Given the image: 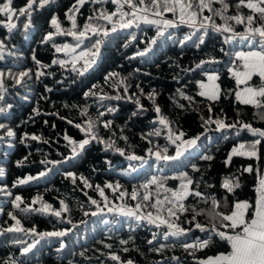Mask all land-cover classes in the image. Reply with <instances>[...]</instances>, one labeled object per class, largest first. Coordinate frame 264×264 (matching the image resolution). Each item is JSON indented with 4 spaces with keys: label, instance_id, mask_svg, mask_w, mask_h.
Segmentation results:
<instances>
[{
    "label": "trees",
    "instance_id": "16d2710c",
    "mask_svg": "<svg viewBox=\"0 0 264 264\" xmlns=\"http://www.w3.org/2000/svg\"><path fill=\"white\" fill-rule=\"evenodd\" d=\"M74 2L75 0H53L43 9L34 11L32 27L27 32L23 29V23L27 22L24 17H21L20 21H14L18 23V28L12 33H8L6 28L0 26V40H3L7 49L14 53L9 55L5 52V58L0 60V69H12L14 72L32 69L35 73L37 66L33 56L42 64L51 65L43 69L48 74L39 80H36L33 75V78L28 81V88H14L11 80L6 81L8 91L5 100L0 102V106L11 104L12 107L0 114V123L11 128L15 132V137L0 140V168L4 170V175L0 176V187L6 186L13 195L7 197L0 193V227H7L14 223L8 216L9 212H13L25 228L35 226L40 232L72 230L69 235L62 238L66 247L61 252H57L60 247L59 239L46 238L33 250L32 254H29L28 264H68V260H73L74 264H117L109 258L110 252L118 254L122 261L131 259L134 264H176L170 259L173 256L180 258V264H195L193 257L180 247V241L192 243L197 237L203 238L204 233L194 230L179 240L170 237L167 241L158 236L159 243L154 241L153 245H149L148 240L152 239L153 232L161 233L163 229H157L146 221L137 222L134 218L108 212L96 186L104 187L107 183L114 185L119 183L121 188L116 192L105 188L108 206H119L125 203L134 206L140 200H131L132 189L134 187L139 189V186L150 180L152 176L172 177L178 175L181 170L188 171L195 179H199L203 174V179L215 187L206 189L202 185L201 191H210L217 194L218 198H222L223 178L236 174L240 178L241 185L236 189V195L241 200L254 199L257 171L263 173L264 170V148L260 149L259 159L233 156L230 163L226 164L225 161L234 146L250 142L254 137L247 131H242L239 135H236L234 130L217 131L214 124L209 125L206 131L202 127L201 120L202 116L207 118L210 115L207 105L212 103L211 115L214 117L222 116L226 123L241 119L254 127L264 129V121L254 119L256 110L252 106L240 105L236 102L234 92L231 91L235 88V81L227 72L230 57L219 51L221 47L226 52L248 51L249 46L247 42L224 44L223 35L213 31H209L205 37V43L200 48L194 47L191 41L181 46L178 40L192 31L186 26H181L179 29H169L165 37L158 38L157 43L151 45V51L147 55L137 56L136 53L148 47V42L156 36L155 26L141 23L138 28L111 34L101 49L98 62L81 77L71 71H65L59 65H52L53 59H68L64 53H55L52 43L55 42L57 45L75 43L72 37L55 36L54 41L41 43L47 32L54 31L50 27L52 16H58L63 22V27H70V22L65 19V12ZM235 2L236 0H232V3ZM25 3L26 0H13L14 7L23 6ZM100 7L99 4L86 3L77 16L78 24L82 26L87 17L92 14L93 9ZM103 7L109 11L115 10V5L110 2ZM234 11L235 9H230V13ZM244 11L247 12V9ZM167 15L171 18L170 13ZM216 22H221L218 17ZM237 30L242 31L243 26H237ZM169 32L172 33L170 39L167 38ZM130 33L135 34V40H132ZM85 44H88V41H85ZM209 57H215L221 61L210 66L220 75L218 83L222 94L215 102L197 95L199 89L196 81L206 80L200 70L184 71V69L194 68L201 59ZM110 72H116L119 75L105 81V77ZM122 78L123 83L120 82ZM93 85H97V88L93 89L96 95L85 98L84 92ZM125 86L128 89L127 93L124 92ZM181 91L185 96L193 97V101L184 99L180 95ZM105 96H121L122 98L105 99L103 98ZM137 101L139 105H143V111H138ZM156 106L161 108V114L171 122L174 130L183 131L186 134V139L204 133L198 142L201 145L200 150L191 155V163L196 164L201 172L192 173L190 167L183 168L182 164L158 162L154 159H149L147 164L141 166L140 162H129L114 149L105 150L103 143L95 141L90 143L79 156L65 163L56 166L41 163L43 160L61 161L71 155L70 148L66 146L65 135L77 141L83 138V133L67 121L83 123L88 118L95 120L98 112L106 111L108 107H113L116 111L106 112L102 119L111 120L113 124L111 130H106L100 125V136L105 140L111 137L116 141V145L125 149L127 153L134 152L145 156L146 149L153 147V144L142 139V134H147L154 127H160L153 123L157 119L154 111ZM85 108L87 116L82 117L80 112ZM35 109H38L39 114L34 111ZM133 112L138 114L132 116ZM0 134L3 132L0 131ZM32 135L40 139L32 140ZM121 137H127V140ZM165 137L166 132H162L160 137L150 139L154 144L163 146L167 144ZM22 138L23 142H21ZM168 147L169 154H174V146L169 144ZM201 153L211 155L213 159L201 160L198 158ZM187 162L186 159L185 163ZM130 163L135 165L137 169L135 172L129 168ZM249 165L254 169L252 173L243 171ZM49 168L51 171L45 177L13 187L18 179L37 176L41 171ZM68 172L76 174L78 179L75 184L66 177ZM81 176L86 178L92 187L83 184L79 179ZM179 183V180L168 179L166 187L177 188ZM150 189L155 197V186H150ZM120 191H126L128 195L117 199ZM139 191L142 197L143 189ZM15 195L23 198L24 204L21 207L30 204L31 200L39 195L54 209H60V200H63L69 210L62 213L61 218L36 212L26 214L13 208L11 200ZM90 198L97 200L100 208L103 209V212L97 216L91 215V212L97 211V206L91 204ZM228 199L231 201L233 197L229 195ZM189 202H192V198H189ZM34 207H39V204ZM200 207L205 205L201 204ZM85 212L89 215H84ZM187 219H190L189 214L181 216L182 226L185 228L190 227L189 224L184 223ZM69 220L71 224L68 223ZM198 220L201 223H207L203 216L198 217ZM12 238L13 234L0 236V261L8 257L25 259L20 256V246L10 242ZM120 240H128L129 243L121 245ZM105 244L112 245V248H106ZM159 244H168L170 247L162 252L150 250L158 247ZM124 247H127L129 251L124 252L122 250ZM220 251H224L222 242L197 251L195 255L203 259L214 256ZM81 252L85 255H79Z\"/></svg>",
    "mask_w": 264,
    "mask_h": 264
},
{
    "label": "snow or ice",
    "instance_id": "6c2138e0",
    "mask_svg": "<svg viewBox=\"0 0 264 264\" xmlns=\"http://www.w3.org/2000/svg\"><path fill=\"white\" fill-rule=\"evenodd\" d=\"M52 2L53 0H26L23 6L14 7L13 0H0V26L6 28L8 33H12L13 30L18 28V23L14 21H20V18L24 17L27 22L23 23V29L27 32L32 27L33 12L43 9ZM109 2L115 5V10L109 11L103 7ZM86 3L99 4L101 7L94 8L92 14L87 17L81 26L77 22V16ZM230 9H235V11L230 13ZM244 9H247V12ZM205 12L209 14L205 15ZM169 13L171 18L167 15ZM217 17L221 21L220 23L216 22ZM65 19L70 22V27H63V22L59 17L56 15L52 16L50 27L54 31L47 32L41 43L54 41L55 36L72 37L75 43H64L63 45L52 43L55 53H64L66 57H70V59H53L52 65H59L65 71H71L81 77L98 62L101 49L111 34L130 30L134 27L138 28L141 23L155 26L156 36L148 42V47L136 53L137 56L147 55L151 51V45H155L158 38L165 37V33L169 29H179L181 26H186L192 30L178 40L181 46L191 41L194 47L200 48L205 43V37L209 31L222 34L224 44L247 42L248 51L226 52L223 47L219 51L230 57L227 72L230 78L235 81V88L231 91L234 92L236 102L240 105L252 106L256 110L254 119L264 121V0H236L235 3H232V0H75L65 12ZM237 26H243V30L238 31ZM130 34L132 40H135V34ZM167 38H172V33L169 32ZM85 41H88V44H85ZM125 47H127V44H125ZM78 49H80L79 52L77 51ZM5 52L9 55H14L11 50L7 49L4 41L0 40V60L5 58ZM33 61L37 66L35 73H33L32 69L15 72L12 69H0V102L5 100V95L8 91L6 81L11 80L14 88H28V81L33 78V75L36 80H39L42 76L48 74L43 69L49 68L51 65L42 64L35 56H33ZM218 63H221V61L215 57H209L208 59H201L195 64L194 68L184 69L186 72L200 70L201 75L206 80L196 81L199 89L197 95L212 102L218 101L222 94L221 86L217 83L220 80V75L210 67ZM118 75L116 72H110L105 77V81ZM120 82H124L123 78ZM95 88H97V85H93L92 88L85 91L84 97L95 96L96 92L93 91ZM127 91V86H125L124 92L127 93ZM224 94L227 95V93ZM180 95L190 102L194 99L191 96H185L182 91ZM103 98L119 100L122 97L105 96ZM25 99H27V96H25ZM137 104L139 105V101H137ZM11 107V104L0 106V114L5 113ZM73 107L76 106L73 105ZM180 107L184 106L180 105ZM143 110V105H139L138 111ZM207 110L210 115L207 118L201 117L202 127L206 131L209 125L214 124L217 131L234 130L236 135H239L242 131H247L254 137L250 142L234 146L225 161L226 164L230 163L233 156L260 158V149L264 148V143H262L264 141V129L254 127L251 123L241 119L226 123L224 117L211 115L213 112L212 103L207 105ZM34 111L39 114L38 109ZM115 111V108L108 107L106 111H99L95 120L88 118L83 123H74L72 120L67 121L83 133V138L77 141L65 135L66 146L70 148L71 155L61 161L43 160L41 163L52 164L53 166L65 163L79 156L90 143L95 141L103 143L105 150L114 149L115 152L125 157L129 162H140L141 166L147 164L149 159H154V161L158 162L182 164L183 168L190 167L192 173L201 172V169L196 164L191 163V155L193 152L200 150L201 145L198 142L204 133L186 139V134L183 131L174 130L171 122L161 114V108L156 106L154 111L157 114V119L153 123L158 124L160 127H154L147 134H142V139L148 140L149 144H153V147L146 149L145 156L137 155L134 152L127 153L125 149L118 147L116 141L111 137L105 140L99 134L100 125L106 130H111L113 121L103 120L102 118L106 112L113 113ZM137 114L138 112H133L132 116ZM239 114L238 111L237 115L239 116ZM80 115L82 117L87 116V109H81ZM0 131L3 132V134H0V140L15 137V132L4 123H0ZM162 132H166L165 139L167 144L163 146L154 144L150 138L160 137ZM25 137H27V134H25ZM121 138L127 140V137ZM31 139L39 140L40 137L32 135ZM21 142H23V138ZM44 142L47 143V141ZM169 144L174 146V154H169ZM198 158L205 161L213 159L211 155L204 153H201ZM186 159L187 163H185ZM129 168L132 172L137 170L132 163L129 164ZM50 171L51 168L41 171L37 176L18 179L13 184V187L39 180ZM243 171L252 173L254 169L249 165ZM3 175L4 170L0 168V176ZM66 177L71 179L73 184L78 179L76 174L72 172L66 173ZM79 179L87 187H92L83 176L79 177ZM168 179L179 180V186L177 188L166 187ZM202 185L206 189L215 187L203 179V174H201L199 179H195L188 171L183 170L172 177L152 176L150 180L139 186V189H143L142 197L138 188L134 187L132 189L130 193L131 200H140L134 206H129L126 203L119 206H108L105 188L116 192L121 188L119 183L115 185L107 183L104 187L97 185L96 190L99 196L103 198L108 212H115L134 218L137 222L146 221L157 229H163L161 233L153 232L152 239L148 240L149 245H153L154 241L159 243L158 236H161L165 241L170 237H175L179 240V238L186 237L194 230H199L205 234L203 238L197 237L192 243L180 241V247L189 256L193 257L195 264H264V173L257 171L254 199L241 200L236 195V189L241 187L240 178L236 174L223 178L221 188L224 190V195L222 198H218L217 194L213 192L201 191ZM150 186H155V197ZM0 193L7 197L13 195L6 186L0 187ZM126 195H128L126 191H120L117 199ZM229 195L233 197L231 201L228 199ZM189 198H192V202H189ZM90 202L92 205L97 206V211L91 212L92 216H97L103 212L97 200L90 198ZM11 204L14 209H19L26 214L32 212L44 213L54 215L57 218H61L62 213L69 210L68 205L63 200H60V209H54L52 205L44 202L39 195L34 197L30 204H25L24 207H21L24 204L23 198L20 195H15L14 199L11 200ZM38 204L39 207H34ZM201 204L205 205V207H200ZM184 214L190 215V219L184 221L190 227L185 228L182 226L181 216ZM84 215L87 216L89 213L85 212ZM8 216L14 223L7 227H0V236L13 234L10 242L20 246V256L25 259L19 260L18 258L8 257L0 261V264H28L27 257L29 254H32L33 250L46 238H57L60 240V247L57 252H61L66 247L62 238L69 235L72 231L71 229L40 232L35 226L31 228L23 227L20 219L13 212H9ZM200 216L205 217L207 223H201L198 220ZM68 223L71 224V221L69 220ZM82 223L84 222L82 221ZM5 224H7V221H5ZM218 242L223 243L224 251L203 259L196 257L197 251H201ZM128 243V240H120L121 245H127ZM104 246L108 249L112 248L110 244H105ZM168 247H170L168 244H159L158 247H153L150 250L162 252ZM171 247H175V245H171ZM122 250L124 252L129 251L127 247ZM79 255L84 256L85 253L81 252ZM108 255L117 264H134L131 259L122 261L121 257L114 252H110ZM170 259L175 261L176 264H180L179 257L173 256ZM68 264H74V261L68 260Z\"/></svg>",
    "mask_w": 264,
    "mask_h": 264
},
{
    "label": "crops",
    "instance_id": "0c3cea01",
    "mask_svg": "<svg viewBox=\"0 0 264 264\" xmlns=\"http://www.w3.org/2000/svg\"><path fill=\"white\" fill-rule=\"evenodd\" d=\"M217 83H218V81H217ZM263 173H264V170H263Z\"/></svg>",
    "mask_w": 264,
    "mask_h": 264
},
{
    "label": "rangeland",
    "instance_id": "374dc122",
    "mask_svg": "<svg viewBox=\"0 0 264 264\" xmlns=\"http://www.w3.org/2000/svg\"><path fill=\"white\" fill-rule=\"evenodd\" d=\"M79 52V51H78ZM68 59H70V57H68Z\"/></svg>",
    "mask_w": 264,
    "mask_h": 264
}]
</instances>
